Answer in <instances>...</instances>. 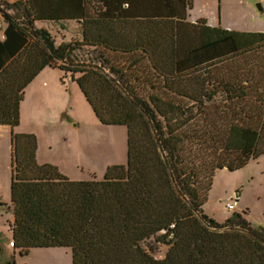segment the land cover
<instances>
[{"label": "trees", "instance_id": "trees-1", "mask_svg": "<svg viewBox=\"0 0 264 264\" xmlns=\"http://www.w3.org/2000/svg\"><path fill=\"white\" fill-rule=\"evenodd\" d=\"M129 1L18 0L0 8V125L11 127L13 249L27 255L67 247L72 264H264V227L247 211L223 223L203 211L216 170H237L264 155V32L199 18L188 45L175 16L135 17ZM135 1L147 10L155 2ZM172 1L178 7L180 0ZM54 19L81 20L83 39L56 45L34 23ZM77 48L102 60L79 61ZM107 52L134 58L123 69ZM239 53L249 60L242 76L213 78L212 65ZM140 63L150 74L138 87L125 77ZM47 66L71 73L101 124L127 127L126 164L109 166L102 179L73 180L38 162L36 134L13 131L26 87ZM156 80L170 98L154 92ZM140 88L149 102L138 97ZM219 93L225 100L217 101ZM201 120L195 150L192 135L185 151L186 129ZM151 237L168 245L163 258L143 247Z\"/></svg>", "mask_w": 264, "mask_h": 264}, {"label": "rangeland", "instance_id": "rangeland-1", "mask_svg": "<svg viewBox=\"0 0 264 264\" xmlns=\"http://www.w3.org/2000/svg\"><path fill=\"white\" fill-rule=\"evenodd\" d=\"M216 1L217 4L220 3V0ZM223 1H221L223 25L264 31V0H229L231 5ZM3 3L4 1H0V8L6 9ZM205 6L203 0L201 3L198 1L194 13L206 10ZM44 24L50 28V34L56 41L62 37H72L73 27L76 26L73 22ZM76 41L81 40L74 42ZM76 52L79 61L88 62L89 57L99 58V62L102 60L98 57V52L93 49L77 48ZM106 55L110 58L111 64L123 69L127 68L134 58V55L109 52ZM243 57L246 55L233 54L212 65L210 72L213 78L234 80L242 76L243 69L249 61H245ZM149 74L146 63H140L137 68L126 72L125 79L140 87L142 84L145 85ZM156 82L157 80L154 83ZM157 85L154 86V92L171 97L169 93L163 91L159 82ZM148 88L149 84L146 83L144 89L148 90ZM141 89L137 93L138 97L147 98L145 101L149 102L147 97L149 92ZM216 99L221 101L225 100V97L219 93ZM202 122L203 120L186 129L188 134L185 139V151L188 150L192 135L195 136L192 151L195 150L199 133L202 132ZM193 128L196 132L194 134H192ZM29 130L38 135L40 161L44 157L47 159L51 157L61 169L56 163H50L56 165L62 173L70 172L72 178L64 174L73 180H89L93 176L101 179L109 166L127 162V127L101 124L81 93L77 82L71 79L69 73L44 69L24 92L20 107V124L13 128V131L18 133ZM206 145L205 142L204 151ZM11 158V130L9 127H0V264H8V262L10 264H72L71 249L67 247L32 248L27 255H20L18 249H13L11 245L13 207L10 203ZM234 200L237 201L235 209L228 210L227 203ZM203 211L219 223H223L235 213L247 211L250 222L264 227V155L237 170L227 168L216 170ZM142 245L156 258H163L168 250V245L156 241L154 237L145 240Z\"/></svg>", "mask_w": 264, "mask_h": 264}, {"label": "crops", "instance_id": "crops-1", "mask_svg": "<svg viewBox=\"0 0 264 264\" xmlns=\"http://www.w3.org/2000/svg\"><path fill=\"white\" fill-rule=\"evenodd\" d=\"M0 1L8 2V3H14L18 0H0ZM130 1H131V6H134V7H131V9H132L131 11H133V16H135V17L144 16V14L155 15V16H175L177 18L176 20H177L179 30H181V31L184 30L187 34V36L184 34L185 35L184 37L186 39L185 43L188 45H189L188 41L191 40L189 34L192 31V29H195V28H193L192 25H194V24L197 25L198 23L196 21L199 18H204L206 20V23L212 27H221L222 29L246 31V32H264V31L259 30V29H249V28H243V27L233 28V27H230L227 25L226 26L223 25L222 24V22H223L222 12H221V1L222 0H220V3L218 2L219 4H217L216 0H203L206 4V6L204 8H207V9L202 10L199 13H194V11H195V7L198 5V1L201 3L202 0H190L191 7L187 4V2L189 0H185V2H184V3H186L185 7L183 5V0L179 1L178 7L175 6L176 4H174V2L172 0H155L154 4H152V7H150L151 8L150 10L141 9L140 7H137V3L135 0H130ZM223 2H225L227 5H231V2L229 0H224ZM123 6L128 7V4L125 3ZM0 20H2V26H0V39H3V32H4V29L6 27V23L4 22V18L2 16L1 10H0ZM45 22H52V23H58V24L73 22L76 25L73 27L74 32L71 33L72 37H70V38L62 37L59 41L54 40L56 45H59L60 43H70V42H74L75 40H82L83 39V28H82L81 20H77V19L36 20L34 23H35V26L37 28H45L46 30H48L50 32V28L44 24ZM68 29H69V27H68ZM195 30H196V32H199V29L196 28ZM183 49H184V47L182 48V50ZM188 49H189V47H186L184 52H186ZM44 69H51V70L55 69V70L62 71L64 73H69L71 79L73 80L70 72H65V71L59 69L58 67L47 66ZM36 77L33 79L32 82H30L28 84L25 91H27L29 89V87L31 86V84H33ZM43 86L45 87L46 85H43ZM81 93H82V91H81ZM0 127H6V128L9 127V129L11 130L10 126L0 125ZM28 132L34 133L37 135V133L34 131L29 130ZM37 138H38V135H37ZM39 153H40V146H39V139H38V149H37V153H36V157H37L38 162L39 163H48V162L49 163L50 162L56 163L58 165V167L61 169L60 165L57 162H55L51 157H49L48 159L44 157L41 159L42 161H40ZM64 173H66L70 177L72 176V174L68 171H64ZM93 178H95V177L93 176L91 179H93ZM10 203H11V201H10Z\"/></svg>", "mask_w": 264, "mask_h": 264}, {"label": "built area", "instance_id": "built-area-1", "mask_svg": "<svg viewBox=\"0 0 264 264\" xmlns=\"http://www.w3.org/2000/svg\"><path fill=\"white\" fill-rule=\"evenodd\" d=\"M0 26H2V20H0ZM237 205V201L234 200L233 202L227 203V209L228 210H234ZM174 225H171L173 227ZM11 245L13 246V242H11Z\"/></svg>", "mask_w": 264, "mask_h": 264}, {"label": "bare ground", "instance_id": "bare-ground-1", "mask_svg": "<svg viewBox=\"0 0 264 264\" xmlns=\"http://www.w3.org/2000/svg\"><path fill=\"white\" fill-rule=\"evenodd\" d=\"M97 118V117H96ZM99 121V120H98Z\"/></svg>", "mask_w": 264, "mask_h": 264}]
</instances>
